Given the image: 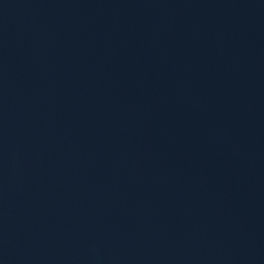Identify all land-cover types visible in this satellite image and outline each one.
Wrapping results in <instances>:
<instances>
[{"label": "water", "instance_id": "water-1", "mask_svg": "<svg viewBox=\"0 0 264 264\" xmlns=\"http://www.w3.org/2000/svg\"><path fill=\"white\" fill-rule=\"evenodd\" d=\"M0 264H264V0H0Z\"/></svg>", "mask_w": 264, "mask_h": 264}]
</instances>
